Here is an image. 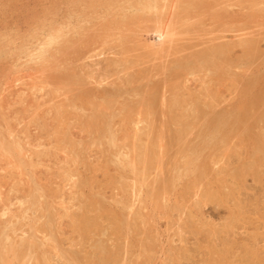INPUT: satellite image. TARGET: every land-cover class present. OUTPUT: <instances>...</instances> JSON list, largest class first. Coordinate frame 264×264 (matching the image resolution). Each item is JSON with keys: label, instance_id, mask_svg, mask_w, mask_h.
Masks as SVG:
<instances>
[{"label": "rangeland", "instance_id": "rangeland-1", "mask_svg": "<svg viewBox=\"0 0 264 264\" xmlns=\"http://www.w3.org/2000/svg\"><path fill=\"white\" fill-rule=\"evenodd\" d=\"M263 89L264 0H0V264H264Z\"/></svg>", "mask_w": 264, "mask_h": 264}, {"label": "bare ground", "instance_id": "bare-ground-1", "mask_svg": "<svg viewBox=\"0 0 264 264\" xmlns=\"http://www.w3.org/2000/svg\"><path fill=\"white\" fill-rule=\"evenodd\" d=\"M142 16V15H141ZM164 27V26H163ZM163 27H161L162 28V30L160 29V40H162V42L164 43V42H166L168 39H169V37H171L170 35L172 34H170L169 32H168V29H166V28H163ZM158 30V29H157ZM172 31V30H171ZM244 44V43H243ZM247 45V44H246ZM253 45H255V44H253ZM223 46V45H222ZM221 46V47H222ZM226 47V46H225ZM257 47V46H256ZM232 48V47H231ZM252 48V47H251ZM250 48V49H251ZM253 48H254V46H253ZM252 48V49H253ZM168 49V48H167ZM223 49H224V47H223ZM252 49H251V52H252ZM248 50H249V48H248ZM212 51H216V52H220V49L218 50V48L217 49H213ZM222 51H224V50H221V52L220 53H222ZM246 51V50H245ZM210 52V51H209ZM227 52H229V51H227ZM251 52H250V54H251ZM207 53V52H206ZM211 53V52H210ZM246 53H248V52H246ZM217 54V53H216ZM230 54V52L228 53V55ZM246 56V55H245ZM201 59V58H200ZM207 59V58H206ZM226 59V58H225ZM227 60V59H226ZM207 62V61H206ZM223 62H225L224 60H223ZM210 63V62H209ZM212 63H210V65H211ZM217 64H219V63H217ZM216 64V65H217ZM222 64V63H221ZM228 64V63H227ZM215 65V64H214ZM213 65V66H214ZM221 66V65H220ZM203 75V74H202ZM256 84H258V83H256L255 81L254 82H249V83H247V88L248 89H252ZM263 91H264V89H263ZM264 93V92H263ZM257 95H259V93L257 94ZM251 97V96H250ZM250 97H246L245 99H244V102L242 103V105H241V107H242V109H241V111L240 112H236V113H233V112H228V113H226L224 116H222V118H221V120H220V122L218 123V125L219 124H228V122L229 121H235V123H237V124H239V123H244L245 124V127H246V130L247 131H251V129H252V127H253V124L252 123H250V119L252 118V115L250 114L251 113V110H252V108H255V106H256V102H255V98L253 97V98H250ZM108 99V98H107ZM109 100V99H108ZM103 101V100H102ZM142 101H144V100H142ZM153 101V100H152ZM168 103H170V102H168ZM181 103V102H180ZM100 104V103H99ZM102 104V103H101ZM107 104V103H106ZM176 107V106H175ZM96 108V107H95ZM99 108V107H98ZM149 108V107H148ZM153 108V107H152ZM132 110V109H131ZM151 111V110H150ZM95 112V111H94ZM96 113V112H95ZM98 115H96V116H100L101 114H100V112L98 111V113H97ZM94 115V113H93V115H92V117L93 116H95ZM95 116V117H96ZM130 116V115H129ZM264 116V115H263ZM101 117V116H100ZM100 117H98V118H100ZM97 118V117H96ZM97 118V119H98ZM179 119V118H178ZM260 119V117H258V120ZM99 120V119H98ZM90 121V120H89ZM93 121V120H92ZM94 122H95V120H94ZM99 122V121H98ZM128 122H129V120H128ZM97 123V122H96ZM232 124H234V122L232 123ZM255 125V124H254ZM91 126V125H90ZM89 126V127H90ZM98 127V126H97ZM91 128V127H90ZM155 128V127H154ZM220 129V128H219ZM222 129V128H221ZM221 131V130H220ZM248 132V133H249ZM183 135V134H182ZM190 136V135H189ZM248 136H250V134L248 135ZM175 138V137H174ZM185 138V137H184ZM251 138H254V140L255 141H259L261 138H262V135L261 134H254V135H252V137ZM182 147V146H181ZM184 147V146H183ZM187 148V147H186ZM185 150V149H184ZM198 150V149H197ZM251 151V150H250ZM229 152V151H228ZM261 153H264V144L263 145H261L260 147H258L257 149H256V151H255V155H258V154H261ZM176 159V158H175ZM190 161V160H189ZM241 163V162H240ZM179 164V163H178ZM114 165V164H113ZM181 167V166H180ZM244 175V174H243ZM198 177V176H197ZM172 182V181H171ZM165 188V187H164ZM85 207V206H84ZM93 222V221H92ZM119 230V229H118ZM84 236V235H83ZM109 249V248H108ZM97 255V254H96ZM102 255V254H101ZM110 255V254H109ZM70 256V255H69Z\"/></svg>", "mask_w": 264, "mask_h": 264}]
</instances>
